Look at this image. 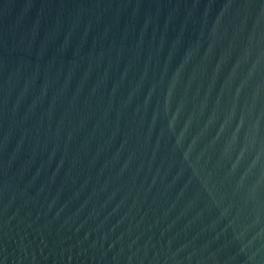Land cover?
<instances>
[{
  "label": "water",
  "instance_id": "water-1",
  "mask_svg": "<svg viewBox=\"0 0 264 264\" xmlns=\"http://www.w3.org/2000/svg\"><path fill=\"white\" fill-rule=\"evenodd\" d=\"M0 264H264V0H0Z\"/></svg>",
  "mask_w": 264,
  "mask_h": 264
}]
</instances>
